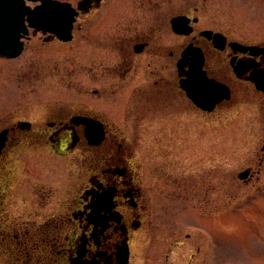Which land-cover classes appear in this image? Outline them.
<instances>
[{"label": "flooded vegetation", "instance_id": "obj_1", "mask_svg": "<svg viewBox=\"0 0 264 264\" xmlns=\"http://www.w3.org/2000/svg\"><path fill=\"white\" fill-rule=\"evenodd\" d=\"M23 1L51 23L25 20L24 47L36 39L78 48L52 66L20 64L18 82L65 71L60 80L75 95L27 104L20 93L11 106L10 65L0 64V264H121L125 245L131 264L135 237L152 225L146 184L163 178L170 137L227 118L250 89L264 103L249 80L264 69V44L250 53L242 48L250 44L203 27L199 0ZM184 52H200L199 73L223 86L207 110L183 88L197 77L190 57L178 65ZM141 137L149 159L139 156ZM55 160L66 168L61 186ZM243 171V181L256 173Z\"/></svg>", "mask_w": 264, "mask_h": 264}, {"label": "rangeland", "instance_id": "obj_2", "mask_svg": "<svg viewBox=\"0 0 264 264\" xmlns=\"http://www.w3.org/2000/svg\"><path fill=\"white\" fill-rule=\"evenodd\" d=\"M198 5L203 27L250 45L264 44V0H199ZM72 48L78 46L31 39L20 57L0 63L10 65L11 106L22 99L20 93L27 104L75 95L60 80L65 71L43 69L41 79L27 72L20 82L16 77L20 64L52 66ZM192 128L170 137L163 178L146 184L152 225L135 237L131 264H264V103L250 89L227 118ZM148 140L139 138L140 157L149 154ZM44 159L50 158L32 162ZM54 162L57 185L66 168ZM247 167L254 177L239 180L237 174ZM42 172V178L50 177Z\"/></svg>", "mask_w": 264, "mask_h": 264}, {"label": "water", "instance_id": "obj_3", "mask_svg": "<svg viewBox=\"0 0 264 264\" xmlns=\"http://www.w3.org/2000/svg\"><path fill=\"white\" fill-rule=\"evenodd\" d=\"M36 11L37 9L30 10L26 7L23 0H0V54L15 56L21 51L22 42L20 39L23 37L22 34L27 33L25 20L27 21L29 27L36 29L40 27V24L44 27L51 25L50 22L44 24L40 23L41 20L37 19ZM62 39L66 41L69 38L67 36ZM187 55L186 57H190L191 54L187 53ZM191 65L195 68L194 72H200L201 61H193ZM202 79L204 82L206 81V78L203 77V75ZM250 79L255 83L258 89L264 90V76L257 75L256 77ZM190 82L187 84L186 90L189 97L198 104V96L191 92ZM243 177V174L239 175V178ZM124 252L125 254L122 261L123 264H127L126 249H124Z\"/></svg>", "mask_w": 264, "mask_h": 264}]
</instances>
